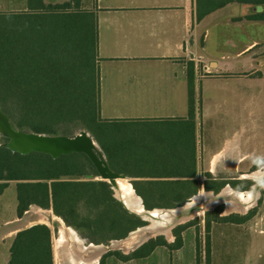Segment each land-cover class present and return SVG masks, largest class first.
Wrapping results in <instances>:
<instances>
[{
    "label": "crops",
    "instance_id": "1",
    "mask_svg": "<svg viewBox=\"0 0 264 264\" xmlns=\"http://www.w3.org/2000/svg\"><path fill=\"white\" fill-rule=\"evenodd\" d=\"M0 1L15 7L10 12L28 9V0ZM230 7L233 16L215 15ZM222 8L197 21L196 0H90L88 4L97 19L98 115L115 124V172L135 193L134 186L139 189L152 210L182 207L180 201L187 203L202 191H246V175L264 160L251 159L246 151L248 92L224 91L218 81L233 73L230 64L235 61L241 69L256 61L260 55L253 51H264V41L246 44L231 62L226 61L228 56L215 58L205 51L212 23L263 14L264 4L229 3ZM235 71L241 78L260 72L259 68ZM172 139L179 148L168 147ZM137 196L146 209L143 197ZM23 217L2 223L0 243L8 245L6 264L13 235L32 226L11 231ZM115 259L121 264L133 260Z\"/></svg>",
    "mask_w": 264,
    "mask_h": 264
},
{
    "label": "trees",
    "instance_id": "2",
    "mask_svg": "<svg viewBox=\"0 0 264 264\" xmlns=\"http://www.w3.org/2000/svg\"><path fill=\"white\" fill-rule=\"evenodd\" d=\"M229 3L258 6L263 5L264 0H196V18L200 20ZM79 5L80 0L56 4L28 0L27 11L6 13L9 19L4 22L11 21L19 28L14 32L16 38L11 41L4 35L0 37V106L15 129L34 133L54 135L52 125L78 119L99 144L107 162H115V124L101 120L98 115L95 14L80 10ZM247 19L264 20V13ZM70 52L76 55H70L66 61L58 60L60 55H69ZM7 96H13L18 110L21 107L19 117L16 110L10 113L5 109L2 99ZM167 144L168 147H178L175 139L168 140ZM182 146L188 149V144ZM172 152L175 150L171 151L174 155ZM29 155L38 159L27 163L25 160ZM63 156L54 159L37 152L22 155L0 146V195L10 182H15L18 218L31 205L51 208L66 226L93 244L124 239L131 231L146 224L113 197L108 183L63 180L66 177L98 176L85 155ZM257 168L258 164H255L253 170ZM134 188L143 197L146 209L152 210L139 189ZM184 201L180 202L183 204ZM220 208L214 214L222 222L242 223L252 215L248 212L243 216H219ZM187 227L180 225L179 229L183 231ZM180 231L174 245L159 237L127 255L113 251L103 257L114 256L127 261L145 257L157 246L179 249L182 246ZM102 259L100 264H104ZM8 264H53L49 228L35 224L18 231L9 248Z\"/></svg>",
    "mask_w": 264,
    "mask_h": 264
},
{
    "label": "rangeland",
    "instance_id": "3",
    "mask_svg": "<svg viewBox=\"0 0 264 264\" xmlns=\"http://www.w3.org/2000/svg\"><path fill=\"white\" fill-rule=\"evenodd\" d=\"M1 4L2 1H0V37L3 38L4 35L6 39L11 41L16 38V33L14 32H16L19 27L11 21H4L9 19L8 17H6V13H11V9H15V7H10V5H12L11 3L7 6ZM88 4H90V0H80L79 9L82 11L91 10L88 9ZM234 5L238 6V4H233V6ZM232 9L233 8L231 7L227 9L222 8L220 11L215 12V15H218V17L223 15L233 16V14L231 13ZM246 16H238L227 21L225 17L221 22L212 23L209 39L205 44V51L215 58L228 56L229 59H227L226 61L231 62V56L243 49L246 44L251 43L252 41H257L258 43L264 41V21L248 20V17ZM211 20L213 21L212 17ZM18 25L21 26V24ZM226 40H230V42L224 43ZM6 46L8 47L7 42ZM59 52L63 53L62 51ZM259 52L260 50L253 51V53H255L256 55L259 54L260 57H257L258 59L256 61L251 62V65H249V67L241 69L238 65V62L235 61V64H230V72L233 73L225 77L226 81L220 82V80H218L221 88L224 91L231 92L246 90L248 92V94H245V99L247 101L246 119L248 121L246 127V151L250 154L249 156L251 157V159L254 158V160L264 158V76H262L264 75V51H262L261 53ZM70 55H76V53L70 52L69 55L62 54L59 56L58 60L66 61L70 57ZM186 63L190 65L191 61L189 60ZM201 63L199 74H203ZM254 68H259L260 72L258 74L253 73L246 78H241V76H238L240 72L235 71L238 70L250 73ZM206 74H208V72ZM2 102H4L3 105L8 112L11 113V111L15 112L16 110V116L19 117L21 107H19L18 110L16 100L13 98V96H7L5 99H2ZM218 117L222 116L218 115ZM52 126L54 131L56 132L54 135H64L72 137L78 134L80 131L87 132V130L84 128V124L78 119H74L71 122H62ZM25 131L28 130L25 129ZM88 134L94 140V137L90 133ZM4 143L5 142L3 141L2 137H0V146ZM97 145L100 148L98 143ZM67 156L84 157L82 153H74L65 155L63 157ZM37 159L38 158L35 155H29L25 162L33 163ZM258 163L260 165L257 169L261 168V166H264V160L263 162L259 161L255 164ZM107 164L109 168L113 172H115V162L110 161L109 163L107 162ZM254 171L252 170L249 173H252ZM62 179L74 182L102 181L99 176L93 177L91 175L66 177ZM243 182L247 184L248 189L253 187L256 183L252 179H246ZM245 183L241 184V186H243ZM259 191L260 194L256 199L254 205H252L245 213L234 211L228 213L243 216L248 212H252L251 217L246 221H243L242 223L218 221L217 216L214 214V211L221 207V212L218 215H224L223 213L225 212V205L223 203L219 204L211 210L202 212V214L193 217V219L172 228L170 230L171 235L173 236L172 239H167L162 234L152 237L153 240L162 237V239L166 243H172V245H174L176 239L178 238L176 236L178 234V230L180 231L179 226H188L186 229H184L185 231L183 230L184 234L182 230L179 232V236L182 235L181 237H183V246L179 250H169L168 248L164 249L161 247H156L155 250L149 255L127 261L125 264H264V185L260 188ZM184 204L185 203H183L182 205ZM16 211L17 200L15 192V182H10L9 186L0 195V236L5 231V227L2 223L4 221L14 220L16 217H18ZM23 214L24 217L22 218V220L15 222L14 224L16 225L12 226L11 231L24 228L36 223L46 225L51 233L53 264H63L57 257L54 247V239L58 234L59 225L63 222V220L57 217L51 208L44 210L35 205L29 206L28 210ZM55 216L61 220L60 223L55 219ZM208 223L209 226L207 227ZM63 224L65 225L64 222ZM148 224L150 223L147 222L144 226H148ZM9 227L6 228L8 229ZM183 228L184 227H182V229ZM174 231H177V233H174ZM102 236L104 235H101V237ZM83 241L84 244L87 243L86 240L83 239ZM109 242L106 244H101L108 245ZM120 249L118 250L119 254L127 255L126 251ZM109 252H113V250L111 249V251ZM7 254V242L0 243V264H6L5 258L7 257ZM105 254H101L98 264H100L101 258H103L102 260H104V264H121L117 262L114 256L103 257Z\"/></svg>",
    "mask_w": 264,
    "mask_h": 264
},
{
    "label": "bare ground",
    "instance_id": "4",
    "mask_svg": "<svg viewBox=\"0 0 264 264\" xmlns=\"http://www.w3.org/2000/svg\"><path fill=\"white\" fill-rule=\"evenodd\" d=\"M247 179H252L253 187L246 191L236 192L230 188H226L219 193L218 196H212L211 193L200 192L194 196L189 202L174 209H154L150 210L157 220L151 221L148 226L138 227L131 231L129 236L124 239L113 240V246L125 250L139 242L141 238L150 236L164 235L167 239H172L170 230L179 224L187 222L193 217L202 214L207 210H211L218 204L225 205L224 213L242 212L245 213L260 194V188L264 185V166L246 175ZM116 193L123 203L131 210L144 214L145 209L141 203V199L135 193L131 184L124 178L116 181ZM60 223L61 220L55 216ZM139 239V240H138ZM54 247L57 257L63 264H96L101 254H103V244H84L75 230L62 223L59 225L58 234L54 239Z\"/></svg>",
    "mask_w": 264,
    "mask_h": 264
},
{
    "label": "water",
    "instance_id": "5",
    "mask_svg": "<svg viewBox=\"0 0 264 264\" xmlns=\"http://www.w3.org/2000/svg\"><path fill=\"white\" fill-rule=\"evenodd\" d=\"M0 135L3 138L7 139V142L3 144L5 148L10 149L12 152H18L22 155H26L32 152H37V153L48 154L55 159V158H59L62 155H68L72 153L84 154L90 160L97 175L102 179V181L110 185V188L113 192V197L117 199L124 206L126 210L138 216L146 223L147 222L151 223V221L157 220L156 216H154L150 210L144 208L145 209L144 214H140L127 207L123 203L122 199L119 198L118 194L116 193V181L119 178L122 179L123 176H121L116 172H113L109 168L107 161L103 153L101 152L100 148L98 147L97 143L87 132L80 131L78 134L70 137L64 135L40 134V133L27 132L20 129H15L11 124L9 116L0 107ZM218 195L219 194H212V196H218ZM152 237L153 236L147 238L144 237L140 239L139 242L135 243L133 246L126 249V254L135 251L143 244H145L147 241L152 239ZM81 240L83 241L82 238ZM117 242L119 241L115 240V244ZM88 244H92V243H88ZM112 244H113V240L110 241L108 245H104L103 254L111 251V249L113 251H118L120 249V248L117 249L116 245L113 246Z\"/></svg>",
    "mask_w": 264,
    "mask_h": 264
}]
</instances>
